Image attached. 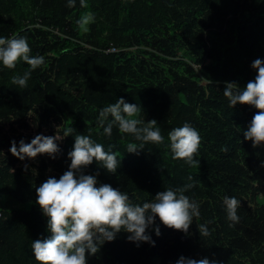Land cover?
Returning a JSON list of instances; mask_svg holds the SVG:
<instances>
[{
	"label": "trees",
	"instance_id": "16d2710c",
	"mask_svg": "<svg viewBox=\"0 0 264 264\" xmlns=\"http://www.w3.org/2000/svg\"><path fill=\"white\" fill-rule=\"evenodd\" d=\"M12 36L25 37L30 55L44 64L31 70L22 60L15 69L0 63V193L31 202L0 209V264H39L30 245L50 233L36 188L69 169L78 134L106 151L111 145L120 161L116 173L95 160L84 169L99 172L97 186L111 184L142 205L190 184L185 194L200 211L188 233L157 217L161 234L147 229L154 246H138L121 231L88 254L87 264H177L181 256L264 264V143L254 148L243 135L258 109L232 108L223 95L225 82L243 88L254 80L252 63L264 60V0H75L71 7L68 0H0V37ZM110 45L116 50L106 51ZM29 70L27 87L11 82ZM121 97L141 108L135 118L157 120L164 144L147 143L137 155L126 145L140 142L118 126L104 134L99 112ZM185 122L201 137L194 167L167 147L168 132ZM39 134L63 138L55 159L11 153L13 140L19 147ZM225 196L240 201L239 222L227 218ZM198 224L210 235L201 237Z\"/></svg>",
	"mask_w": 264,
	"mask_h": 264
},
{
	"label": "clouds",
	"instance_id": "9594fccd",
	"mask_svg": "<svg viewBox=\"0 0 264 264\" xmlns=\"http://www.w3.org/2000/svg\"><path fill=\"white\" fill-rule=\"evenodd\" d=\"M75 0H68L71 7ZM83 6V0H81ZM79 23V22H78ZM31 48L23 36L11 38L0 37V63L5 68L15 69L19 61H23L35 70L44 64L43 56L30 55ZM252 67L257 71L254 80L249 81L241 88L236 82H225L223 95L228 98L230 107L239 104H248L258 111L253 116L244 138L252 141L254 148L264 143V60L255 59ZM31 70L23 75H13L11 82L20 88L27 87L31 77ZM140 107L128 103L123 97L116 103L103 107L98 116V124L103 128L104 134L111 136L113 126H118L119 132L132 135L140 143H128V153L139 154L145 149L147 143L164 144V136L157 126V120L135 118ZM109 117L111 120L109 121ZM69 131L64 137L70 135ZM58 133V130H57ZM58 134L55 136L36 135L30 143L23 139L19 147L15 140L11 143V153L21 160L35 158L38 154H48L53 159L60 148L57 140H62ZM170 148L173 159L183 160L190 166L199 164L195 155L199 150L201 137L196 128L185 122L168 132ZM106 151L101 143L91 139L89 135L75 136L73 150L68 153L71 160L69 169L59 179L50 176L36 188V203L42 213L47 217V229L50 235L47 238L33 240L31 249L39 264H87V255H95L105 242L115 240L121 231L129 233L127 239L136 242L155 241L147 232L155 227L156 235L161 234L160 228L155 224L156 218L167 227L188 233L193 218L200 217L199 204L185 194L192 185L180 188H167L158 192L151 202L133 204L128 193L113 187L108 183L97 186L96 175L85 174L84 169L95 160L109 173H116L120 161L116 153ZM227 149H225L226 151ZM25 165V169H27ZM192 179V177H189ZM223 203L227 218L232 222H239L237 209L240 204L235 197L225 196ZM201 237L210 235L206 224L197 225ZM177 264H222L218 260L201 258L199 260L181 256Z\"/></svg>",
	"mask_w": 264,
	"mask_h": 264
},
{
	"label": "rangeland",
	"instance_id": "374dc122",
	"mask_svg": "<svg viewBox=\"0 0 264 264\" xmlns=\"http://www.w3.org/2000/svg\"><path fill=\"white\" fill-rule=\"evenodd\" d=\"M31 202H21L15 200L12 196L0 193V209H28Z\"/></svg>",
	"mask_w": 264,
	"mask_h": 264
},
{
	"label": "built area",
	"instance_id": "2783aa9c",
	"mask_svg": "<svg viewBox=\"0 0 264 264\" xmlns=\"http://www.w3.org/2000/svg\"><path fill=\"white\" fill-rule=\"evenodd\" d=\"M108 50H116V47H115L114 45H110V46L106 49V51H108Z\"/></svg>",
	"mask_w": 264,
	"mask_h": 264
}]
</instances>
